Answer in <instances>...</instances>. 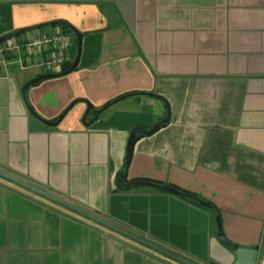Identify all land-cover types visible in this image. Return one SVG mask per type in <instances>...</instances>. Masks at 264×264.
<instances>
[{"label":"crops","instance_id":"0c3cea01","mask_svg":"<svg viewBox=\"0 0 264 264\" xmlns=\"http://www.w3.org/2000/svg\"><path fill=\"white\" fill-rule=\"evenodd\" d=\"M58 21L81 35L72 72L23 91L47 73L13 55L0 67V170L195 264L235 260L218 216L264 264V0H0V39L61 32L71 62ZM165 119L133 144L119 189L131 133ZM0 264L179 263L0 178Z\"/></svg>","mask_w":264,"mask_h":264},{"label":"water","instance_id":"95a60500","mask_svg":"<svg viewBox=\"0 0 264 264\" xmlns=\"http://www.w3.org/2000/svg\"><path fill=\"white\" fill-rule=\"evenodd\" d=\"M34 29H37L36 27L35 28H32V29H29L27 31H30V30H34ZM23 32H26V30L24 31H20V32H17L16 34H20V33H23ZM15 34V35H16ZM11 38V36L9 37H4L2 39H0V43ZM77 41H78V48H77V55L75 57V60L73 62V67L76 66L77 64V61H78V54H79V45H80V38H77ZM52 75V74H50ZM50 75H43V76H40L36 79H34L33 81H31L30 83H27L24 87H23V91L26 90L31 84L37 82V81H40L42 79H46L48 77H50ZM46 124H51V123H48V122H45ZM135 135V132L133 131L130 135V138H129V142H128V146H127V155L129 153V149H130V145H131V140L133 138V136ZM123 173L120 172L116 178V186L120 189V188H123L124 186L126 185H122L120 184V178L122 177ZM0 178L13 184V185H16L17 187H20L21 189H24L34 195H37L38 197H41L47 201H50L64 209H67L68 211H71L89 221H92L98 225H100L101 227L107 229V230H110V231H113L119 235H122L123 237H126L144 247H147L163 256H165L166 258L170 259V260H173L179 264H195L171 251H168L160 246H157L145 239H142L140 237H137L136 235H133L132 233H129L128 231H125L124 229H121L120 227H117L116 225L106 221L105 219H102L101 217H98L96 215H93L83 209H80L79 207L71 204V203H68L54 195H51L49 193H47L46 191H43L37 187H35L34 185L14 176V175H11L9 173H6L2 170H0ZM169 191L172 193V194H175V195H182L180 192L176 191V190H173V189H169ZM200 205L204 206V207H209L207 204L203 203L202 201H197ZM215 222H216V226H217V240L219 242L220 245L224 246L225 248H227L229 250V252L234 256L235 260L232 264H257L258 262V247H254V248H245V247H239L238 245L236 244H233L231 243L230 241H228L225 236H224V233H223V230H222V226H221V221H220V218L217 216L215 217ZM210 264H214V263H210Z\"/></svg>","mask_w":264,"mask_h":264},{"label":"built area","instance_id":"2783aa9c","mask_svg":"<svg viewBox=\"0 0 264 264\" xmlns=\"http://www.w3.org/2000/svg\"><path fill=\"white\" fill-rule=\"evenodd\" d=\"M71 39L61 32L50 35L40 34L38 37L25 43L6 40L0 43V67L5 66L8 61L6 56L13 55L16 62L23 69L30 67H40L48 74H56L60 65L70 61ZM33 49L38 54L46 53L47 58L41 59L38 63H32L28 58L23 59L22 50ZM7 56V57H8Z\"/></svg>","mask_w":264,"mask_h":264},{"label":"trees","instance_id":"16d2710c","mask_svg":"<svg viewBox=\"0 0 264 264\" xmlns=\"http://www.w3.org/2000/svg\"><path fill=\"white\" fill-rule=\"evenodd\" d=\"M51 25H59V26H61L63 31L71 33L74 36V38H73V50H72V54H73L72 60L73 61L62 65L60 72H58L56 74H52V75H50L48 73L45 74V75H50V77L63 76L65 74L72 72L76 67V66L73 67V62H74V59L77 55V52H76V47H78L77 38H80L81 35L73 27H71L70 25H68L66 22H63V21H58V22L52 23ZM50 77H48V78H50ZM132 95H135V94H128V95H124L122 97H119L113 101L106 103L104 106H102L101 108H99L97 110L92 109L91 105L86 102L88 105V113L89 114L92 113L93 114L92 119H95L97 116H99L102 112H104L106 109H108L110 106H112L118 100H120L126 96H132ZM75 102H73L72 104H74ZM72 104H70L56 119H54L53 121H47V122L51 123L52 125L57 124L63 118V116L66 114V112L69 110V108L72 106ZM28 108H30V107L28 106ZM88 113H87V115H88ZM166 122H167V119H165V121H162V123H160L156 126H153V127L135 129V131H134L135 135L133 136V138L131 140L129 153L126 156V159H125V162H124V165L122 168L123 175H125V173H126V169H127L128 163H129V159H130V155H131V149H132L133 144L139 138L146 136V135H150V134L154 133L155 131H157L158 129H160L161 127H163L166 124ZM130 184L131 185H148V186L155 187V188H157L163 192L170 193V194H172V193L169 191V189H173V190H176L182 194L180 196L179 195H177V196H179L180 198H182V199H184V200H186V201H188L194 205L202 206L197 202L199 200V201H202L203 203L207 204L209 206V208H213L209 203L204 202L203 200H201L196 195L191 194V193L184 191V190H180V189H178V188H176L170 184H166L163 182L154 181V180H150V179H135V180L130 181Z\"/></svg>","mask_w":264,"mask_h":264},{"label":"rangeland","instance_id":"374dc122","mask_svg":"<svg viewBox=\"0 0 264 264\" xmlns=\"http://www.w3.org/2000/svg\"><path fill=\"white\" fill-rule=\"evenodd\" d=\"M31 71H37V70H31ZM42 72H44V71H42Z\"/></svg>","mask_w":264,"mask_h":264}]
</instances>
